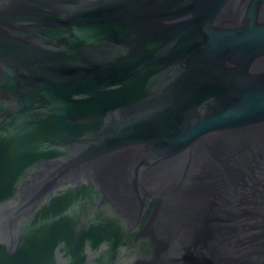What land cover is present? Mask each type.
<instances>
[{
  "label": "water",
  "instance_id": "water-1",
  "mask_svg": "<svg viewBox=\"0 0 264 264\" xmlns=\"http://www.w3.org/2000/svg\"><path fill=\"white\" fill-rule=\"evenodd\" d=\"M0 264H264V0H0Z\"/></svg>",
  "mask_w": 264,
  "mask_h": 264
}]
</instances>
